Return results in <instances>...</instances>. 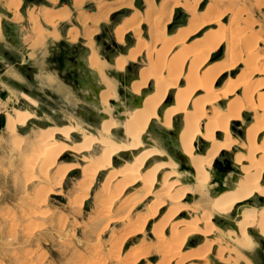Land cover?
<instances>
[{
	"label": "rangeland",
	"instance_id": "obj_1",
	"mask_svg": "<svg viewBox=\"0 0 264 264\" xmlns=\"http://www.w3.org/2000/svg\"><path fill=\"white\" fill-rule=\"evenodd\" d=\"M118 1L113 3L114 7L118 5H126V7L120 11L112 12L109 18L100 21L95 26L94 42L92 39L91 41L96 45L95 49L100 56L103 57L102 53L106 52L104 42L112 44L115 41L114 29L132 15L139 18L141 38L149 42L150 24L145 20V17L147 13H150L151 22L159 20L161 27H165V31L170 36H177L184 31L190 33L191 26H195L197 23L198 25L195 26L197 32L185 42L187 47L204 44L211 40L209 36L212 38L214 36L215 38L217 36V38L224 37L219 49L210 54L208 64H226L228 60L226 44L231 39H235L237 45L234 52H237V55L233 60L241 57V61L235 66L231 78L246 72L244 60L248 55L247 50L252 48L254 56L257 55L256 61L261 59L259 61L261 64H255L260 73L254 76V80H264V64H262V59H264V0H130L131 4L126 0ZM22 2L24 0H21ZM80 4L81 2L75 7H79ZM128 5L130 9H127ZM28 12L29 10L26 11L25 7L23 8L20 4L19 20L15 22L13 21L14 14L8 12L5 8V1L0 0V25L9 21L21 25V30L16 37L18 46H14L7 39L2 28L0 36V264H177V260H169L171 259L169 255L174 251L173 248L179 249L180 243H176L178 245L175 246L176 244L170 238V229L165 231L166 238L163 243L156 241L155 231L152 228L164 217L168 208L176 205L163 195L161 196L159 182L154 185L151 194L147 196L146 193H143L145 190H142L140 183L130 186V184H126V180H122L118 176L124 162H131L128 153L121 152L114 158L113 170L98 171L96 178L86 190L81 185L83 174L80 169L68 171L62 177L57 170L64 168L67 164L84 166L87 163L86 159L98 156L99 147L97 145L93 144L88 151L82 152L80 155L65 152L53 164L50 159L45 158L44 148L46 145L42 146L40 141L43 139L44 131L56 127H70L84 130L87 136H95L101 118L98 113L93 114L87 111L88 103L82 99V92H80H84V90L76 91L71 84H65L64 87L62 85L64 82L62 80V83L59 82L58 73L50 62V53L55 48L56 42L66 39L63 33L62 36L56 38V41L44 44L41 46L42 48L31 49L29 47V37L32 38L33 35L28 36L30 22V20L29 22L26 20L29 17ZM204 15L205 17H203ZM208 18L210 22L206 20ZM213 18L215 19L213 20ZM58 20L55 22L56 28H60L59 23L63 21ZM168 21L169 24L166 25ZM67 26L70 27V25ZM185 32L183 34H186ZM246 43L247 45H245ZM134 44V34L126 33L123 42L119 46L113 47V50L116 49V53L113 56L110 55L112 63L115 57L123 54L122 49H130ZM143 55L144 53L141 54L138 69L146 65ZM15 63H18V66H15ZM111 68L114 69L110 65L108 71L116 73ZM37 71L40 75L32 76ZM27 75L31 76L32 80H28ZM119 76L123 79L122 75ZM227 77L226 75L218 81V85H221ZM48 78L49 80L51 78L52 81L49 82ZM117 86L118 90L122 88V91L128 93V87L122 85L120 81L117 82ZM241 93L242 90H239L232 97L241 96ZM117 98L118 108L123 105V107H127L125 99L120 95ZM226 103L223 100L218 102L216 107L224 108ZM91 105L95 106L93 103ZM117 107L113 106L114 112L117 111ZM15 110L30 112L34 118L23 127L17 126L15 132L10 134L6 130L7 115L13 116ZM80 112L83 114L81 115ZM251 118L252 114L246 111L243 116L245 126L251 122ZM181 126V119L176 121L171 129L163 128L154 122L143 138L144 141H147L145 144L147 147L153 145L162 148L165 155L162 159L173 160L174 150L178 149L175 137ZM241 130L244 129L241 128ZM231 132L238 135L239 131L231 129ZM110 137L114 141H121L122 130L115 129ZM18 138L22 140L19 150L16 148L17 143L15 142V144L13 141H17ZM34 138H37L35 142H33ZM54 138L75 146L82 142L83 135L72 132L69 142L64 141L59 135H54ZM40 150L43 154L40 153ZM170 150L172 152H169ZM44 160L48 163L46 164ZM228 163H232L231 160H228ZM215 166L216 164L214 168ZM228 174L233 178V173L229 172ZM189 176L188 173H183L181 180H186ZM227 181H230V178ZM106 200H109L110 205L108 206H112V209L106 206L108 204ZM154 200L164 201L166 207L153 218L155 220H150L143 227L140 223L145 220V216L148 215V207ZM196 201L197 198L186 202V204L194 205ZM257 205L260 204L257 202ZM103 207H106L107 210ZM108 209L110 210L109 214ZM192 216L200 217L201 213L190 210L183 218L189 219ZM181 219L182 217L176 218L171 223ZM214 219L229 223L234 220L230 215L226 217L214 216ZM212 223L214 225L213 233L206 239L197 236L186 239L182 247L183 250L181 249L182 254L186 255L194 249L198 250L207 240L215 245L212 246L206 260L197 262L198 264H235V254L230 252L235 247L233 242L217 232L225 231L224 229L219 228L215 222ZM132 231H134L133 234ZM171 242L175 245H172ZM255 243L251 252L239 248L236 250L240 256L252 264H264V248L261 243ZM135 249L138 252L134 254L132 251ZM165 249L168 250L164 253L167 256L163 257L162 251L164 252ZM218 249H225L223 259L229 258L228 263L221 262L216 258ZM170 250L172 251L170 252ZM136 256L137 259L141 256L142 262H138ZM244 263V260H240L236 264ZM178 264L181 263L178 262Z\"/></svg>",
	"mask_w": 264,
	"mask_h": 264
},
{
	"label": "bare ground",
	"instance_id": "obj_2",
	"mask_svg": "<svg viewBox=\"0 0 264 264\" xmlns=\"http://www.w3.org/2000/svg\"><path fill=\"white\" fill-rule=\"evenodd\" d=\"M4 1L6 10L14 14L13 21H18L20 0ZM80 2L81 0H76L75 6ZM94 2H99V0H94ZM50 3L52 6L56 5L57 0H50ZM53 14L52 9L47 10L45 8H40L37 15H34L33 11L29 12L33 32V37H29V47L31 49L40 48L46 39L57 40L58 34L55 22L59 21L58 19L64 20L67 18V14L63 13L57 19L51 17ZM40 20L48 25L52 31H45L41 27ZM83 20L79 25L86 26L89 19ZM138 20L139 18L136 15H132L114 29V37L118 45L123 42L124 36L128 32L134 34L135 44L128 50L126 55L121 54L115 57L113 63L108 62L97 53L96 45L91 41L92 31L86 32L88 38L86 40L88 41L84 46L89 51L86 61L89 69L97 74L98 85L102 87L99 93L98 106L90 103L87 104V107L88 110H93L92 113H95L96 108L98 109L97 112L101 117V122L95 136H87L84 130L78 128L56 127L51 128L49 131L47 129L44 131L43 139L40 140L42 146L46 145V148L43 147L45 149L44 153H46L45 158L50 159L53 164L65 152L80 155L82 152L88 151L93 144L97 145L99 147L98 156L86 159L87 163L84 166L67 164L64 168L57 170L62 177L68 171L80 169L83 174L81 185L86 190L96 178L98 171L113 170L114 158L121 152L128 153L131 162H124L125 164L119 170L118 176L122 180H126V184H130V186L140 183L142 190H145L143 193H146L147 196L151 194L154 185L159 182L162 191V194L161 191L159 192L161 196L163 195L176 205L168 208L164 217L162 216L163 218L159 222L157 221L156 225L154 224L155 227H152L155 231L156 241L163 243L166 238L165 231L170 229L171 240L175 244L180 243L179 249L175 250L173 248L174 251L170 250L172 254L169 255L171 257L169 260H177L181 264L185 262L197 264V262L206 260L212 246L215 244L205 240L198 250H192L191 253L188 252V254L183 255L181 249L186 239L194 236L203 239L208 238L214 230L212 222L217 221V219L213 220L214 216L226 217L234 214L232 224L235 225V230L228 228L224 229L225 231L217 232L233 242L235 247L230 252L235 254L234 263L244 260V264H252V262L240 256L236 249L251 252L252 248L255 247L256 240L264 239V205H257L258 198L264 199V80H254V76L260 73L255 64H261L259 62L261 59L256 61L255 57L257 55L254 56L251 51L252 48H249L246 59H243L246 63V72L240 73L237 75L238 77L231 78L235 66L240 64L239 61H241V57L233 60V58L236 59L235 56L237 55V52H234L237 45L235 39H231L226 44V54L228 55L226 64H208L210 54L219 49L224 37L217 38V36L215 38L214 36L212 38L209 36L211 40L204 42V44L187 47L185 42L197 32L195 28L197 23H195V26H191L190 33L184 31L186 34H183V32L177 36H170L165 31V27H161L160 21L151 22L150 13H147L145 20L150 24V27L148 31L149 42H146L140 36V22ZM206 20L210 22L209 18ZM13 21L11 22L16 24ZM194 22L192 23L194 24ZM168 24L169 21L166 25ZM70 36V42L75 43L78 41L76 33H71ZM205 37L207 36L205 35ZM226 38L229 39V37ZM245 39L247 40V37ZM142 53H144L146 65L138 69L137 66ZM262 60V64H264V59ZM110 65L116 73L108 71ZM127 72L131 76L134 75V77L127 80L129 82L128 92L137 97L142 95H145V97L139 108L130 110L128 107H124L123 113L115 114L113 102L118 101V78H121L119 75H124ZM226 75L228 77L221 85H218V81ZM51 78L50 80L48 78L49 82L52 81ZM150 89L151 92H149ZM239 90H242V95L232 97ZM223 100L227 102L225 107H216V104ZM246 111L252 114V118L251 122L245 126L243 116ZM33 118L30 112L15 110L13 116L7 115L6 130L13 134L17 126L23 127ZM180 119L182 126L176 133L175 138L177 148L188 159L194 171V183L192 185L181 180L183 173L178 171L179 166L173 155V160L170 158L162 159L165 156L162 148L153 145L147 147L145 144L147 141L143 139L152 123L155 122L163 128L171 129L174 123ZM117 128L122 130L121 141H114L110 137ZM241 128L244 130H241ZM231 129L239 131L238 135L233 134ZM72 132L83 135L82 142L75 146L54 138V135H59L64 141L69 142ZM41 134L43 133L41 132ZM18 139L17 141L13 140L14 143H17V150L21 148L20 144L22 143V140ZM35 139L37 138H34L33 142H35ZM198 143L200 144L199 147ZM199 149H204V152L200 153ZM40 153H42L41 150ZM221 157H227V160H231L232 163L228 164L232 167L233 171H230V173H233L234 176L232 175L233 178H231L228 174L225 177L223 184L227 189L224 192L211 196L208 195L210 189L216 186L211 184L215 172L213 168ZM44 161L46 162V160ZM148 164L150 165L147 167ZM115 174L117 175L116 172ZM228 178H230V181H227ZM181 182H183V185H181ZM195 198H197V201L194 205L189 206L186 204V202ZM248 201H252L251 204L240 206V204ZM108 205L110 204L108 203L106 206ZM165 207L164 201L154 200L148 207V215L140 224L144 227L150 220H155L153 218ZM108 208L112 209V206H108ZM190 210L200 212L201 216L184 219L183 217ZM179 217H182L180 221L171 223L172 220ZM159 244L158 246H160ZM170 247L172 249V246ZM165 251L168 250L162 251L163 257L167 256V254H164ZM137 252L136 249L132 251L134 254ZM224 252L225 249H218L216 258L221 262L228 263L229 258L223 259ZM141 258L140 256L137 259L136 256L138 262H142L143 258ZM178 262L176 263L178 264Z\"/></svg>",
	"mask_w": 264,
	"mask_h": 264
},
{
	"label": "crops",
	"instance_id": "obj_3",
	"mask_svg": "<svg viewBox=\"0 0 264 264\" xmlns=\"http://www.w3.org/2000/svg\"><path fill=\"white\" fill-rule=\"evenodd\" d=\"M115 1H118V0H111L108 2L106 0H99V2H94V0H81V4L79 7H75V5H74L75 0H57L56 5H53V6L50 3V0H24V2H22V3L20 0V3L22 4L23 8L25 7L26 11H28V10H29V12L33 11L35 15H37L39 13L40 8L41 9L45 8L47 10L52 9L54 12L53 17H60L63 15V13L64 14L66 13L67 18H65V20H63L62 22L59 23L61 25L60 28H56L58 36H62L61 34L63 33V36L66 39L64 41H59L56 43L57 44L65 43V44H68L69 46H82L83 49H85L87 51V55H88L89 51L84 47V44H86V42L88 41V40H86V39H88L86 36V32L92 31V33L94 34V32L96 31L95 26H97L100 21H102L106 18H109L111 16L112 12L120 11L121 9H124L126 7V5H121V6L118 5L117 6V4H116L117 7H114L113 3ZM119 1H121V0H119ZM126 1H130V0H126ZM130 4H131V1H130ZM92 8H94V9H92ZM127 9H130L129 5H128ZM29 12H28V15H29ZM103 15H106V16H103ZM86 18L89 19L88 24L86 26L79 25V24H81L82 21H84L83 19H86ZM40 19H41V17H40ZM26 20H27V22H29V17ZM4 23H10V22H4ZM2 24H1V28H2ZM40 24H41V27L45 31H47V32L52 31V29L48 25H46L42 20H40ZM14 25H16V24H14ZM67 25H70V27ZM16 26H17V34H18V32L21 30V25L18 24ZM28 27H29V35L28 36H32V34H33L32 28H31L32 24L30 22H29ZM71 33L77 34V36H78L77 42L72 43L69 41L70 37H71L70 36ZM93 34L91 36L92 41L94 40ZM54 41L55 40L51 39V38L46 39L44 44L45 45H47L48 43L51 44ZM78 43L80 45H77ZM57 44H55V46ZM113 44L116 46L120 45V44L118 45L116 43V40L113 42ZM13 45L18 46L19 43L13 44ZM122 50H123L122 51L123 55H126L129 49L125 48ZM15 66H18V63H15ZM39 75H40V73L38 71H37V73L32 74V76H35V77H37ZM27 77H28V80H32L31 76L27 75ZM131 77H134L133 74ZM58 79L60 82L61 79L60 78H58ZM61 83H62V81H61ZM62 85L65 87V83L64 84L62 83ZM195 250H197V249H194V251Z\"/></svg>",
	"mask_w": 264,
	"mask_h": 264
},
{
	"label": "water",
	"instance_id": "obj_4",
	"mask_svg": "<svg viewBox=\"0 0 264 264\" xmlns=\"http://www.w3.org/2000/svg\"><path fill=\"white\" fill-rule=\"evenodd\" d=\"M2 30H3V34L7 37V39L12 44H17V39H16V37H17V26L16 25H14L12 23H3L2 24ZM107 61L112 63L111 59H107ZM84 69L86 71V74H88L89 72L87 70L86 65H84ZM93 74L95 76L94 72H93ZM127 80H128V78H126L125 81H123L122 79L119 78V81L121 82V84L125 85V86H128L129 82ZM90 82H91V80H87V79H84L82 77H78V80H74V83L76 85L75 90L76 91H79V90L88 91V95H83L84 101L86 103L91 102V103L98 106L99 93L102 90V87L100 85H98L97 83H94V84L92 83L90 86V89H89L88 85ZM89 91H91L93 93L95 99L92 98ZM151 91L152 90L150 89L149 92H151ZM119 95L121 98L126 100L127 107L130 110H134V109L139 108L143 102L144 97H145V95L137 97V96L130 94L129 92L127 93V92H124L122 90H119ZM113 105L116 107L118 106V104L116 102H113ZM123 111H124V107H122V108L117 107V111L115 114L123 113ZM121 120H123V119H121ZM199 151H200V153H203L204 149H200ZM173 156H174L175 162L179 166L178 171L183 172V173H188L190 175L186 180H183V182L186 184L192 185L194 183L193 182L194 171H193L192 167L190 166L188 159L178 149L176 150V152L173 153ZM230 171H233V169L230 165H228L224 171H217L216 170L214 172L211 184L216 185V186L212 190H210L211 196L219 195L220 193L224 192L227 189V187L224 186L223 181ZM251 202L252 201L245 202L243 204H240V206L251 204ZM257 202L260 205H264V199L263 198H258ZM231 217H234V214H232ZM214 222L221 229L226 230L228 228H231V229L235 230V225L232 223L226 222L224 220H218V221L214 220ZM259 241L264 248V239H260Z\"/></svg>",
	"mask_w": 264,
	"mask_h": 264
},
{
	"label": "flooded vegetation",
	"instance_id": "obj_5",
	"mask_svg": "<svg viewBox=\"0 0 264 264\" xmlns=\"http://www.w3.org/2000/svg\"><path fill=\"white\" fill-rule=\"evenodd\" d=\"M10 23H12V22H10ZM103 45L105 47L106 52H108V53L103 52L102 55L106 60L110 59V55L113 56L114 53H116V49L113 50V47L115 45L113 43L108 44L106 42H104ZM87 56H88L87 51L85 49H83L82 46H69L68 44H65V43H59L55 46V48L53 50H51L50 62L54 66V68H55L54 70L58 73V77L65 84H69V85L71 84V86L75 90L76 85L74 83V80H78V77H82L84 79L91 80V82L88 85V88L90 89V86L92 83L93 84L94 83L99 84V82L97 79V74L94 72L95 76H96L95 77L93 74V71H91L88 67V64L86 61ZM84 65L87 66V70L89 72L88 74H86V71L84 69ZM122 76H123V79H122L123 81H125L126 78L131 77V75H129L128 72ZM118 80H119V78H118ZM80 92H82L81 96H82V99L84 100L83 95H88V91L84 90V92L83 91H80ZM89 93L92 96V98L95 99L93 93L91 91H89ZM90 103L91 102H89L88 104H90ZM95 106H97V105H95ZM87 111L89 113L90 112L92 113L93 110H88V108H87ZM97 111H98V109L96 108L94 110V112L98 113ZM80 114L82 115L83 113L80 112ZM99 118H101V117H99ZM176 150H175V152H176ZM169 152H172V151L170 150ZM220 159H222V160H220ZM220 159L216 163V166L214 168L215 171L216 170L217 171H224L227 168V166L229 165L227 157H221ZM259 240L260 239H258L256 241L260 244Z\"/></svg>",
	"mask_w": 264,
	"mask_h": 264
}]
</instances>
